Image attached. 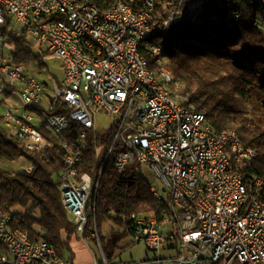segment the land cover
<instances>
[{"label":"built area","instance_id":"obj_1","mask_svg":"<svg viewBox=\"0 0 264 264\" xmlns=\"http://www.w3.org/2000/svg\"><path fill=\"white\" fill-rule=\"evenodd\" d=\"M208 1L115 0L102 8L96 0H0V27L10 16L60 63L62 76L51 84L54 97L45 107L44 85L12 62L13 47L4 42L0 28L4 125L29 151L52 146L42 128L59 137L65 150L62 204L77 222L81 240L86 242V202L98 183L79 171L80 148L97 112L115 117L109 153L118 142L116 169L147 164L167 186L170 213L159 222L136 220V238L152 256L114 264H264L263 182L244 178L241 170L252 164L257 150L233 130L213 132L204 112L178 92L180 82L169 72L167 57L151 42L165 36L182 14L195 23ZM242 1L227 0L232 18H240L233 8ZM244 1L257 6L252 26L264 34V0ZM59 104L64 112L51 114ZM70 122L81 127L76 142L63 137ZM24 171L31 173L33 165ZM10 220L0 211V264H71L51 243L30 240ZM90 235L97 238L101 257L88 264H113L104 257L97 233Z\"/></svg>","mask_w":264,"mask_h":264},{"label":"trees","instance_id":"obj_2","mask_svg":"<svg viewBox=\"0 0 264 264\" xmlns=\"http://www.w3.org/2000/svg\"><path fill=\"white\" fill-rule=\"evenodd\" d=\"M113 1L96 0L102 8ZM230 8L227 0H209L204 14L195 23H189L182 14L167 28L165 36L155 37L151 42L161 46L167 57L169 72L180 82L178 92L187 95L193 106L204 112L213 132L233 130L244 145L257 150L256 159L241 170L244 178H259L264 187V34L252 26L256 5L243 0L233 8L240 13L238 19L229 15ZM0 28L4 42L13 47L9 54L14 64L23 65L25 70L34 64L40 70L46 67L44 58L48 52L33 51V40L24 28L12 25L10 16H5ZM143 53L151 64L149 55ZM61 107L59 104L51 114L64 112ZM80 128L70 122L63 137L78 141ZM42 131L52 146L40 152L29 151L8 134L0 116V160L12 162L24 158L33 165L31 173L0 167V211L11 216L12 228L25 231L32 241L51 243L59 257L73 264L72 243L81 241V237L77 222L67 213L61 199L59 176L65 150L50 129ZM115 132V121L105 134L88 130L81 142L78 165L81 173L90 174L93 183H99L86 202L83 236L97 244V238L90 235L96 232L104 257L113 264L133 260L122 258L133 242L126 246H118L116 242L102 244L101 230L105 223L120 227L125 236L138 241L137 219L159 222L170 213L168 194L155 196L148 180L132 165L122 172L116 169L118 142L109 153ZM0 253H4L3 247Z\"/></svg>","mask_w":264,"mask_h":264},{"label":"rangeland","instance_id":"obj_3","mask_svg":"<svg viewBox=\"0 0 264 264\" xmlns=\"http://www.w3.org/2000/svg\"><path fill=\"white\" fill-rule=\"evenodd\" d=\"M33 51H35L36 53H42L44 49L40 48L38 44L34 43ZM44 63L46 64V67H43L42 70H40L34 64L28 67V69L26 68V71L34 75L40 81L48 83V86L44 88V91L42 93V96L44 97L43 106L46 107L49 105L48 99H52L54 97V93L50 88L51 84L55 80L54 77L60 79L62 76V70L59 61L56 59L47 56L44 58ZM11 102L14 104H18V102L15 99H11ZM6 108L7 105L4 103L0 106V116H3ZM114 120H115L114 115L107 114L104 111L97 112L96 115L94 116V125H93L94 132L98 134H105ZM27 164L28 162L24 158H20L12 162H8L6 160H0L1 168L14 172H19L24 170ZM131 165L132 167L136 168L137 171L148 180L151 187L156 188L160 196L166 197L167 186L150 166H148L147 164H138V163H132L130 164V166ZM101 237H102V244L104 245L108 243L116 242L118 246H126L130 241H132L133 242L132 246L128 248V251L122 255V258L125 261L130 259L140 260L146 258L147 256H152L153 254L149 252L141 242L135 240L132 236L129 235L125 236L123 229L111 223H105L103 225L101 230ZM85 243L82 240L75 241L72 243L73 252H74L73 264H88L94 256L97 259H100L101 255L97 244H95L91 239H88L87 237ZM161 255H165L163 250L161 251Z\"/></svg>","mask_w":264,"mask_h":264},{"label":"water","instance_id":"obj_4","mask_svg":"<svg viewBox=\"0 0 264 264\" xmlns=\"http://www.w3.org/2000/svg\"><path fill=\"white\" fill-rule=\"evenodd\" d=\"M99 184V183H98Z\"/></svg>","mask_w":264,"mask_h":264}]
</instances>
